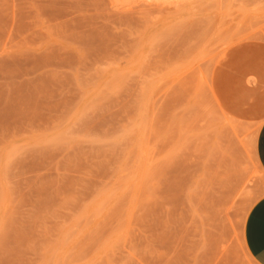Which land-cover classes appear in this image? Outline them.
Segmentation results:
<instances>
[{
	"label": "rangeland",
	"instance_id": "1",
	"mask_svg": "<svg viewBox=\"0 0 264 264\" xmlns=\"http://www.w3.org/2000/svg\"><path fill=\"white\" fill-rule=\"evenodd\" d=\"M264 0H0V264H257Z\"/></svg>",
	"mask_w": 264,
	"mask_h": 264
},
{
	"label": "crops",
	"instance_id": "2",
	"mask_svg": "<svg viewBox=\"0 0 264 264\" xmlns=\"http://www.w3.org/2000/svg\"><path fill=\"white\" fill-rule=\"evenodd\" d=\"M264 156V141H263ZM244 244L257 264H264V196L249 211L244 224Z\"/></svg>",
	"mask_w": 264,
	"mask_h": 264
}]
</instances>
